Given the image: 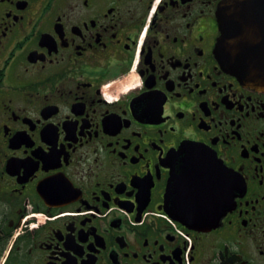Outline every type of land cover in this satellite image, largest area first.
<instances>
[{
	"label": "flooded vegetation",
	"instance_id": "1",
	"mask_svg": "<svg viewBox=\"0 0 264 264\" xmlns=\"http://www.w3.org/2000/svg\"><path fill=\"white\" fill-rule=\"evenodd\" d=\"M224 1L0 0V264H264V86L217 55ZM192 145L209 225L172 208Z\"/></svg>",
	"mask_w": 264,
	"mask_h": 264
},
{
	"label": "water",
	"instance_id": "2",
	"mask_svg": "<svg viewBox=\"0 0 264 264\" xmlns=\"http://www.w3.org/2000/svg\"><path fill=\"white\" fill-rule=\"evenodd\" d=\"M217 19L220 35L216 52L223 65L244 82L263 87L264 0H225L218 8ZM185 151L187 163L181 176L186 179L182 185L186 189L181 188V191L186 195L183 200L174 202L172 208L188 223L212 224L203 214L217 209V218L214 220L216 221L221 211L228 207V203L214 205L206 200L208 186L211 185L207 177L218 170V161L208 149L197 145H192ZM199 178H205L206 182L198 185ZM176 179L177 175L169 181L166 192L168 198L173 193Z\"/></svg>",
	"mask_w": 264,
	"mask_h": 264
}]
</instances>
